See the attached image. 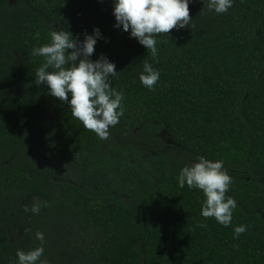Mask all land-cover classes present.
Wrapping results in <instances>:
<instances>
[{"label": "trees", "instance_id": "16d2710c", "mask_svg": "<svg viewBox=\"0 0 264 264\" xmlns=\"http://www.w3.org/2000/svg\"><path fill=\"white\" fill-rule=\"evenodd\" d=\"M0 264H264V0H0Z\"/></svg>", "mask_w": 264, "mask_h": 264}, {"label": "flooded vegetation", "instance_id": "af4514ba", "mask_svg": "<svg viewBox=\"0 0 264 264\" xmlns=\"http://www.w3.org/2000/svg\"><path fill=\"white\" fill-rule=\"evenodd\" d=\"M14 1L15 0H11V3H13ZM11 91H12V89L9 90V92H11ZM8 240L13 244L16 241L23 240V236H22V234L20 232H13V233L12 232H9L8 233ZM25 242H27V241H25Z\"/></svg>", "mask_w": 264, "mask_h": 264}, {"label": "rangeland", "instance_id": "374dc122", "mask_svg": "<svg viewBox=\"0 0 264 264\" xmlns=\"http://www.w3.org/2000/svg\"><path fill=\"white\" fill-rule=\"evenodd\" d=\"M22 57H21V55H16V62L18 63L19 62V64H21L22 63ZM163 137L164 136H166V134L165 133H163V135H162ZM167 143L169 144V143H172L171 142V140L169 139V140H167Z\"/></svg>", "mask_w": 264, "mask_h": 264}]
</instances>
